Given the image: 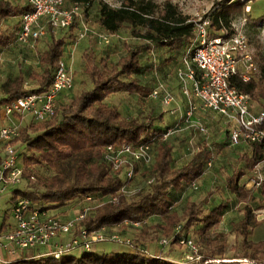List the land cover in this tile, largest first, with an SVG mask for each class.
Returning <instances> with one entry per match:
<instances>
[{"label":"trees","instance_id":"1","mask_svg":"<svg viewBox=\"0 0 264 264\" xmlns=\"http://www.w3.org/2000/svg\"><path fill=\"white\" fill-rule=\"evenodd\" d=\"M19 1L23 3L20 4ZM246 6L248 4L245 0L223 1L222 6L209 16L212 31L219 33L226 30L228 34L234 33L231 24L236 15L242 14ZM30 10L31 7L23 0L12 2L0 0V24L6 18L19 19L23 13ZM99 16V23L105 32L116 34L127 26L132 29L134 36L163 48L169 47L170 53L174 51L185 54L195 36L194 22L171 1L159 4L153 0H124L117 7L103 3ZM259 21H264V15L259 17ZM18 24L19 20L9 33H5L0 27V49L14 41ZM80 28L81 23L76 17L68 28L67 37L58 39L48 35L50 44L39 59L44 70L31 75L36 79L37 86L27 89L22 74L9 78L0 88V93L5 96L0 100V111L7 101L26 93L43 92L49 88L53 71L66 53L67 38L78 37ZM126 48V55L114 65H110L106 58L97 63L95 52L88 49L84 53L85 71L92 86L76 95L69 103L59 98L57 113L52 119L31 120L22 127L17 140L26 146L24 156L26 176L32 175L31 166L34 170L44 169L47 174L38 177L37 186L18 189L16 194L27 196L35 203L53 210L66 209L71 204L82 202L88 195H93L101 201L116 195L117 201L107 200L99 203L94 212L83 221V225L90 231L103 225L110 227L119 225V229H122L128 227L123 225L125 220H147L139 235L142 244L137 245L131 252L110 251L100 255L93 249L81 257L67 255L61 260L50 259L46 264H213V260L225 258L228 242L225 233L212 234L211 230L221 223L229 203L213 206L207 213L202 203L192 200H189L182 210L174 206L175 194L184 185L203 179L206 168L213 159V150L208 144L203 143L187 163L177 167L174 145L170 138L156 141L155 162L146 172L147 179L153 177L154 182L131 197L120 192L123 180L112 172L110 164L105 160L106 145L149 139L167 129L155 127V121L161 119V115L125 117L116 105L107 101L111 94L120 92L140 95L151 93L138 77L143 73L140 52L129 45ZM261 71L260 80L252 78L244 81L239 76H234L231 83L250 97L259 101L264 100V66ZM262 127L264 128V125ZM246 144L249 145V149L239 155L243 166L229 175L225 189L234 196L236 205H242V218L232 224V230L242 236L237 258L262 264L264 239L254 241L251 238L261 224L252 205L258 196L254 188H246L247 179L243 183L241 180L247 171H254L256 166L264 161V155L260 145ZM31 182L33 181H30V185ZM258 187L264 202V180ZM151 217H160L163 224L149 225L148 220ZM161 226L164 237H172L179 227L178 236L189 235L195 230L200 235L199 242L207 248L200 261L181 263L164 256L157 257L156 253H145L142 246L154 239L152 230H158L162 228ZM177 245L175 239L171 246ZM13 264L37 263L28 260ZM219 264L234 262L220 261Z\"/></svg>","mask_w":264,"mask_h":264},{"label":"built area","instance_id":"2","mask_svg":"<svg viewBox=\"0 0 264 264\" xmlns=\"http://www.w3.org/2000/svg\"><path fill=\"white\" fill-rule=\"evenodd\" d=\"M23 1L31 10L19 18L14 36V41L18 44L34 50L36 44L48 35L59 38L61 32L68 29L76 17L81 23L78 39L86 37L90 32L83 18L82 2L68 5V0ZM193 22L195 36L176 71L180 92L187 104L184 123L195 126L204 133L206 128L196 119L195 114L200 111L219 114L229 124L228 132L232 146L241 143L258 144L264 155V109H256L250 95L238 90L231 83L234 76L249 81L257 71L249 50L248 37L236 31L228 34L226 30L214 34L209 17ZM98 35L105 43H109L112 36L107 32ZM1 62L0 59V64ZM71 65L61 59L53 71L52 82L47 90L26 93L7 101L0 111V199L10 197L7 201L9 207L3 213L0 223V264L30 261V257L21 256V251L38 247L47 249L46 252L39 253L41 258L50 257L55 260L71 255L75 250L91 252L93 245L99 242H115L127 246L131 251L136 248L134 239L120 232H110L111 227L108 225L92 231L83 225V221L94 212L99 203L107 200L117 201L116 195L106 197L102 201L88 195L74 212L58 209V214H52L50 209L35 203L29 197L16 194L23 182L35 180L33 174L26 176V165L21 151L25 144L17 140L23 124L28 117L34 121H46L56 115L60 96L74 87L75 76ZM4 97L0 93V100ZM150 97L159 99L162 105L167 107L175 106L178 102L169 86L160 79L156 81ZM194 99L199 102L196 103ZM180 129L182 127L176 125L149 139L106 145L105 160L110 164L112 172L123 180L121 193L131 197L142 189L134 187L133 184L138 165L151 166L156 158V141H165ZM263 180L262 176L257 174L246 187H258ZM152 182L154 178L149 177L147 185ZM197 183L198 181H192L188 186L198 189ZM146 223L147 220H125L123 225L142 228ZM179 232L180 227L172 237H162L155 255L163 257V251L177 239L178 245L188 250L185 263L200 260V244L189 235L178 236ZM150 249L148 244L142 246L145 253L150 254Z\"/></svg>","mask_w":264,"mask_h":264},{"label":"rangeland","instance_id":"3","mask_svg":"<svg viewBox=\"0 0 264 264\" xmlns=\"http://www.w3.org/2000/svg\"><path fill=\"white\" fill-rule=\"evenodd\" d=\"M124 0H90V2H82V12L85 23L88 25L90 32L82 38L73 36V38H67L68 44L66 46V53H64L62 60L67 65H71L74 71L75 83L74 87L65 94L61 101L69 103L76 95H79L86 89L92 86L90 78L85 71L86 58L84 53L88 49H92L96 54V62L100 63L102 59H107L110 65L116 64L121 57L126 55L129 45L134 50L140 52L141 65L143 66V73L138 77L149 88V92H152L156 85L157 80H163V82L169 86L174 95L177 98V105L164 106L159 99H154L148 95L129 94L126 92H120L111 94L107 101L110 104L116 105L121 113L125 116H158L161 115V119L155 121V127L157 129H164L180 125L182 129L178 130L170 137L171 143L174 145V157L176 159L175 165L181 166L187 163L199 149V147L206 143L213 150V159L206 168V173L202 180L198 181V189H192L188 185H184L175 194L174 206L178 210H182L189 200L202 203L205 208V212H209L213 206L220 203L227 202L229 207L225 211L221 223L211 233L215 232L225 233V239L228 242L224 259H215L213 264H219L223 262H234V264H259L247 259H240L238 257L239 246L241 245L242 236L232 230V224L239 221L243 212L241 210L242 205H236L234 196L225 189L226 180L232 172L243 166V163L239 160V155L249 149V145L241 143L237 146L230 144L229 132L227 131L228 125L226 119L209 112H197L195 114L196 119L200 120V123L206 128V132H200L195 126H188L184 123V113L186 111L187 104L182 99V95L178 88L177 68L181 65L184 54L171 52L169 47L163 48L148 42L142 38L134 36L132 29L125 26L119 30L116 34H112L110 42L105 43L98 34L105 32L99 23V13L103 3H108L111 6H120ZM159 4H163L166 1H171L176 4L179 10L190 17L191 21L199 20L201 18L209 17L218 7L222 6L225 0H153ZM244 1V0H242ZM248 6L241 15H236L231 26L236 32L244 33L249 40V50L254 58L257 66V71L253 75V79L260 80L262 77V67L264 66V21H259V17L264 15V0H245ZM22 4V1H19ZM73 0H68L67 4H73ZM18 18H6L1 21L0 27L5 33H9L14 29V26L18 23ZM230 29V28H229ZM231 30V29H230ZM214 34L218 32L213 31ZM69 35V31L67 32ZM50 39H45L36 44L34 50L30 49L26 45H21L12 41L9 46L0 49V88L9 79L22 74L25 77V86L27 89H32L37 86V81L31 75L33 73H41L44 70V66L40 63L39 59L42 53L50 44ZM72 53V61H71ZM196 103L199 101L194 99ZM261 101V102H260ZM256 100L251 97V102L256 109H264V100ZM174 109V111H172ZM31 118H27L23 124L25 127L31 122ZM1 123V121H0ZM21 142L20 140H18ZM23 156L26 154V146L21 148ZM152 166V165H151ZM151 166L138 165V173L133 180L134 187H147V170ZM32 174L35 176V180L31 182H23L20 186V190L26 189V187L37 186L38 177L44 175V169L38 168L34 170L31 166ZM43 173V174H42ZM47 174V173H46ZM262 176L264 179V161L258 164L254 171H247L246 175L242 178L241 183L244 180L254 179L256 175ZM252 184L250 183L249 186ZM258 188H254L258 199L253 201L252 205L256 211L258 219L261 220V224L255 229L251 238L254 241L264 239V202L261 194L258 192ZM9 196H5L0 199V223L3 218V213L9 207L7 201ZM71 204V203H70ZM82 205L81 202L77 204L69 205L67 212H74L76 208ZM50 213L58 214L60 211L50 209ZM149 225L162 223L160 217H151L148 220ZM162 227V226H161ZM162 228L158 230H152V237L154 239L151 242H147L151 247L152 253L156 252L159 240L164 237L162 235ZM110 232H120L125 236L131 237L135 241V246L141 245L139 235L141 228L136 229L133 227H124L119 229L118 226H112ZM197 243L200 244L201 258L206 251V246L199 242L200 235L192 230L189 234ZM124 247V248H123ZM93 249L98 254H104L110 251H126L129 250L127 246H121L115 242H99L93 245ZM46 247L33 248L27 251H21V256H28L31 260L37 264H46L50 257L41 258L40 252H46ZM84 254L82 250H75L71 255L75 257H81ZM188 254L187 248L177 245L170 246L165 249L162 255L170 260H176L178 262H187L185 259ZM200 258V259H201ZM200 260H194L191 262H199ZM264 264V263H262Z\"/></svg>","mask_w":264,"mask_h":264},{"label":"crops","instance_id":"4","mask_svg":"<svg viewBox=\"0 0 264 264\" xmlns=\"http://www.w3.org/2000/svg\"><path fill=\"white\" fill-rule=\"evenodd\" d=\"M15 1V0H14ZM67 32H68V29H66V30H63L62 32H61V36L59 37V38H65V37H67L68 36V34H67ZM58 38V39H59ZM45 39H48V36H46V37H44L41 41H43V40H45ZM40 41V42H41ZM31 49V48H30ZM33 50V49H32ZM73 59L71 58V61H72ZM178 84V88H179V91H180V86H179V83H177ZM181 93V92H180ZM65 94L66 93H63L61 96H60V99L62 100V98L65 96ZM182 95V94H181ZM4 96V95H3ZM182 99L184 100V102H186V99H185V97H183L182 96ZM178 103V102H177ZM209 113H211V114H214V115H217V116H219V117H222L221 115H219V114H216V113H213V112H210L209 111ZM222 118H224V117H222ZM225 119V118H224ZM227 123V122H226ZM229 126V125H228ZM227 131H229V127H228V129H227ZM249 181H247L246 182V184L248 183ZM247 188V187H246ZM248 189V188H247ZM198 203V202H197ZM254 234V233H253ZM124 248V247H123ZM122 252H131V250H126V251H123L122 250Z\"/></svg>","mask_w":264,"mask_h":264}]
</instances>
